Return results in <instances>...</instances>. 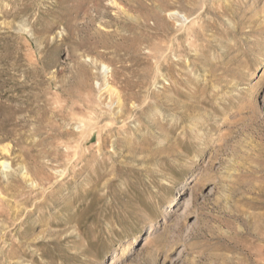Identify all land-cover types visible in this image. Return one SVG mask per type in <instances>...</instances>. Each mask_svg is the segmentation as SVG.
Listing matches in <instances>:
<instances>
[{
	"label": "rangeland",
	"instance_id": "obj_1",
	"mask_svg": "<svg viewBox=\"0 0 264 264\" xmlns=\"http://www.w3.org/2000/svg\"><path fill=\"white\" fill-rule=\"evenodd\" d=\"M263 70L264 0H0V264H264Z\"/></svg>",
	"mask_w": 264,
	"mask_h": 264
},
{
	"label": "bare ground",
	"instance_id": "obj_2",
	"mask_svg": "<svg viewBox=\"0 0 264 264\" xmlns=\"http://www.w3.org/2000/svg\"><path fill=\"white\" fill-rule=\"evenodd\" d=\"M263 73H264V70H263ZM115 98H116V100H117V102L118 103H120L121 102V100H120V98L117 96V95H115ZM4 152H6L7 153V150H6V148H4V150H3ZM2 159V158H1ZM4 160V159H3ZM6 161V160H5ZM5 161H1L0 160V167L1 168H5L6 166L8 167L10 164L9 163H7V162H5ZM23 176V175H22ZM182 203H184V200L182 201ZM151 229V227L149 228V230ZM131 246H132V243L130 244V245H128L124 250H123V255H126L127 253H128V251L131 249ZM124 257V256H123ZM113 263V260H111V264Z\"/></svg>",
	"mask_w": 264,
	"mask_h": 264
}]
</instances>
